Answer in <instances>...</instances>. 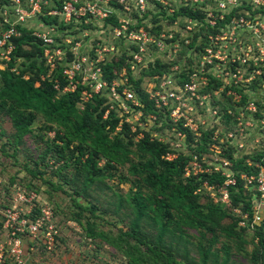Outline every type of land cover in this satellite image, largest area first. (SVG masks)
Here are the masks:
<instances>
[{"label": "built area", "instance_id": "2783aa9c", "mask_svg": "<svg viewBox=\"0 0 264 264\" xmlns=\"http://www.w3.org/2000/svg\"><path fill=\"white\" fill-rule=\"evenodd\" d=\"M182 1L183 5L191 10H200L203 14L195 18L185 15V25L177 31L159 27L158 21L155 25L145 24L147 17L157 18L160 13L164 16L172 15L174 18L173 0H0V67H6L11 61L16 46L14 39L20 37L22 29L26 28L40 42L43 60L48 67L47 75L56 69L57 64L64 65L62 75L67 84L61 91H74L77 85H82L83 101H88L94 94L107 92L112 101L110 107L118 105L125 115V120L132 124L131 115L140 117L143 116V111L139 108L140 100L129 88L127 68L123 67L119 76L108 83L102 77L101 65L108 62L117 49L122 48L119 47L120 41L124 42V48L129 51L132 71L150 61L149 51H171L167 55L166 63L172 64L169 69L175 72L173 76L167 78L168 72L161 76L153 75L148 77L149 80L162 79L163 82L160 85L146 86L148 98L154 107L167 114L173 123L171 131L175 138L170 146L178 150L183 146L185 138L177 124L180 122L197 140L201 135V126H205V121L200 115L203 102L208 96L221 91L237 101L241 94L232 87H237L239 81L249 83L256 77L264 79V65H261L264 63V0H249V4H245L243 0ZM45 17L54 21L48 23L44 20ZM34 19H38L39 24L27 27L26 24ZM170 21L177 23L176 20ZM88 24H96L100 35L91 43L89 51L80 52L82 40L70 38L67 31ZM237 29L248 30L254 33V36L258 35L259 43L252 45L244 42L246 46L244 53L237 54L234 51L233 54L232 51L230 55H226L225 49L229 46L233 45L231 49L236 50ZM183 31L187 32L184 36ZM192 45L198 55V65L179 70L171 53H176L183 46ZM66 47L72 53L71 59L67 58ZM221 63L229 64L231 72H225L226 75H223ZM244 64L251 66L249 74L241 73L240 68ZM189 68L191 71H188ZM12 70L17 69L12 67ZM181 71H186V80L181 79ZM228 74H231L230 77ZM211 79L220 82L218 88L205 90ZM54 87L59 90L57 84ZM246 109L251 113L257 112V106L253 101L247 103ZM214 112L217 113L216 110ZM148 117L157 119L153 113ZM140 126L141 124H138V127ZM131 127L133 130L137 128ZM234 131L235 129H232L225 133V138L233 141ZM141 137L143 133L138 132L136 139ZM213 140H218L216 131ZM218 141L222 142L221 139ZM218 147L219 145L213 141L211 148L208 149L209 153L213 152L215 156L212 166H199L198 155L194 154L185 166V175L188 176L196 167L199 168L194 174L209 170L219 172L224 176V181L218 194L213 186H208L207 183L204 186L210 193L215 194V202L229 204L228 187L237 183V177L232 169L228 172L227 169L232 163L222 156ZM176 156L175 151L165 154L166 159H173ZM261 160L264 161V155ZM255 168L256 171L251 173H239V178L244 181L245 188L252 186L259 193L254 205V219L259 221L261 217L257 212V206L264 204V163L259 162ZM37 199L38 194L35 191L18 189L13 191L10 205L0 210V219L6 231L0 235V264H34L35 256L39 257L42 254L41 246L46 251H51L56 245L57 230L52 224L51 208L38 205V215L29 219L21 207L28 204L34 209Z\"/></svg>", "mask_w": 264, "mask_h": 264}, {"label": "trees", "instance_id": "16d2710c", "mask_svg": "<svg viewBox=\"0 0 264 264\" xmlns=\"http://www.w3.org/2000/svg\"><path fill=\"white\" fill-rule=\"evenodd\" d=\"M184 9L188 17H201L203 14L200 10L193 11L188 7ZM180 10L183 11V9ZM44 20L48 23L54 21L48 17ZM14 42L16 46L11 61L6 67H0V111L11 120L15 130L14 141L16 143L22 141L23 137L32 130L39 115L44 120V124L41 125L42 131L53 130L54 133L52 139L46 141L48 150H55L60 157L66 158L64 167H74L76 175L80 176V189L75 192H84L97 181L112 179L117 166L127 162L131 164L133 172L140 176L138 180L141 184L148 189L143 191L138 185L135 190L131 189L125 196L134 214L129 230L120 231L117 235L110 231H97L94 229L95 224L88 220L86 230L90 238L92 237L91 240H96L97 237V242L100 241L103 244L107 242L115 246L125 256L127 264H172L171 254L164 252L161 245L164 237L169 233L172 236L177 234L183 237L187 230L195 228L196 234H209L210 244L207 247L199 245L203 258L207 259L209 254L218 255L217 250L211 249L212 241L215 242L224 235L240 242L242 232L251 225L255 227L254 237L258 240L253 260L255 262L259 260L260 264H264V221L261 227L254 219L255 199L258 198L259 193L252 186L245 188L244 181L239 178V173H251L256 171V168L248 166L242 158L236 159L229 153L226 155L228 148L223 150L222 156L232 163L230 169L237 177V183L228 187L229 204L215 202L213 198L206 204H201L200 201L205 183L213 186L218 194L224 181V176L219 172L185 175V166L194 154L198 155V161H200L199 150L203 149L209 153L210 143L204 148L202 141L209 133L215 132L214 127L201 126V135L195 140L194 134L182 127L179 122L177 128L183 132L185 138V146L182 147H187V150L191 152H184L182 147L178 150L174 149L168 142L153 138L148 131L140 127L133 130L118 105L115 104L114 108L110 107L112 101L107 92L94 94L88 101H83L81 92L84 86L82 85H77L74 91H61L67 84L62 75L64 65L57 64L56 69L47 75L48 67L43 60V49L40 42L30 34V30L23 28L22 35L15 38ZM119 44L122 48L117 49L112 58L101 65L102 77L110 83L119 76L123 67L127 68L129 88L140 100L139 108L145 115L153 113L157 117H163L172 127L173 123L167 114L154 107L153 102L148 99L146 87L141 84L146 76L156 74L161 76L167 72L170 63L156 58L141 66L138 72L132 71L129 51L124 48V42L120 41ZM80 52L84 51L80 50ZM66 55L68 59H71L72 53L68 47H66ZM17 57L25 61L14 71L12 67H15L14 62ZM174 62L177 61L174 60ZM189 70L191 71V68ZM181 79H187L186 71H181ZM56 84L59 90L54 87ZM219 84L218 80L211 79L205 90H214ZM232 88L241 94V99L245 102L247 95L237 87ZM249 101L256 104V114H261L264 106L255 99ZM220 110V108L217 109L219 114ZM235 128L236 126L228 127L229 130ZM138 132H142L143 137L136 139ZM169 151L177 152V156L166 159L165 154ZM131 154L136 156V160L130 157ZM263 155L264 151L258 153V156L263 157ZM101 159L105 160L103 166L99 165ZM260 162L264 163L263 160ZM51 163H55V160L51 159ZM60 165L58 164L55 169L57 170ZM40 166V163H36L34 170L27 168L25 170L34 175L37 174L40 178L45 172V168L41 169ZM0 188L6 190L5 199L0 196V208H5L10 205L13 189L5 185L4 187L1 185ZM72 202L82 207L77 199H72ZM39 203L38 196L34 210L38 211ZM50 208L52 209L51 206ZM235 209H238L241 214L238 219L243 223L247 222L239 230H236L237 220L229 223L224 221ZM88 210L94 216L96 206L91 204ZM143 218L150 219L156 225L157 233L153 238L148 239L146 235H142L140 221ZM231 248L230 243H223L220 246L225 263L229 259Z\"/></svg>", "mask_w": 264, "mask_h": 264}, {"label": "rangeland", "instance_id": "374dc122", "mask_svg": "<svg viewBox=\"0 0 264 264\" xmlns=\"http://www.w3.org/2000/svg\"><path fill=\"white\" fill-rule=\"evenodd\" d=\"M243 2L245 4L250 3L249 0H243ZM173 3L174 18L171 17L172 15L164 16L163 13H160L157 18L155 16L153 18L147 17L148 20L145 24L155 25V22L158 21L159 27L180 31L185 25L184 8L188 6L183 5L184 2L182 0H173ZM250 6L252 7L251 4ZM180 9H183V11ZM170 20H176L177 23H171ZM38 24V19H34L26 25L27 27H35ZM67 34L70 38L82 40V46H80L79 50L85 52L89 51L91 43L100 35L96 24L79 25L78 29H69ZM186 34V31L182 32V36ZM235 37L237 38L236 50H232L233 45L229 46L230 44H228V49H225L226 55H230L232 51L233 54L234 51L237 54L244 53L246 47L244 42L252 45L259 43V36H254V33L248 30L237 29ZM183 48L187 50H178L176 53H171L172 59L174 58L178 62H175V64H178V69L181 70L189 66L194 67L196 64L198 65V55L193 45L189 48L186 46L181 47V49ZM170 52L149 51L148 58L150 61L160 58L162 61L168 62L167 55ZM24 61L25 59L17 57L14 62L15 67H20ZM62 63L64 64L65 60ZM223 63H221L220 67L224 70L222 71L223 75H226L227 72H231L230 65ZM261 65H264V63H261ZM169 68L171 67H168L167 78H171L173 73H175ZM139 69L140 67L136 72ZM240 71L242 74H249L251 66L248 67V65L244 64L240 68ZM228 75L230 77L231 74ZM148 77L152 76H146L141 81V84L146 89H148L146 85H160L163 82L162 79L149 80ZM237 89L247 95L245 102L241 98L237 102L221 91L213 95L211 94L204 100L200 117L205 121L207 128L214 127L218 134V140L221 139L222 142L213 140L214 133H209L204 137L202 143L204 148L210 143L209 148H211L212 142L215 141L219 145L220 148H218L221 152L225 148H228L225 154L229 153L236 159L242 158L248 166L251 165L255 168L262 158V156H258V153L264 151V109L262 108L261 114L251 113L246 109V105L249 100L255 99L260 105L264 106V79L256 77L249 83L239 81ZM219 108L221 109L220 114L218 112L215 114L214 111H217ZM148 116L145 114L140 117L131 115L130 119L133 121L131 126L138 127V124H141L140 128L148 131L153 138H159L171 145L175 136H173V131H171L170 122L163 117H157V115V119ZM42 124H44V120L38 115L32 130L23 137L21 142L16 143L14 141L15 130L11 120L9 116L0 111V186H10L13 189L12 191H17L18 189L26 191L36 190L40 200L39 205L52 207V224L57 230L56 245L51 251H46L41 246L42 254L39 257L38 255L35 256L34 264H127L125 256L115 246L109 245L107 242L104 244L100 241L97 242V237L95 238L96 240H91L92 237L90 238L86 230L87 221H92L95 224L94 229L97 231H110L115 235L119 234L120 231L129 230L134 214L125 196L131 189L135 190L138 185L143 191H148V189L144 184H141L138 180L140 176L133 172L131 164L127 162L117 166L112 179L97 181L89 186L86 191L75 192V190L80 189V176L76 175L74 167H64V160L66 158L60 157L55 150H48L46 141L52 139L54 133L53 130L42 131ZM234 126H236L234 131L235 136L234 140L230 142L224 135L229 131L228 127ZM181 149L186 153L191 152L187 150V147H182ZM199 152H201L199 166H212L211 163L214 162L213 157H215L213 152L208 153V151L203 149L199 150ZM255 154L256 156H253ZM130 157L136 160L134 154H131ZM51 159H54L55 163H51ZM104 161V159H101L99 165L103 166ZM36 163H40L41 169L45 168L43 177L39 178L37 174L34 175L25 170V168L34 170ZM58 164L61 165L56 170L55 167ZM198 168L193 169L189 175H195L194 171ZM227 170L231 172L230 168ZM208 172H211V170ZM56 185L59 186L57 187ZM202 190L204 193L201 195V204H206L211 198H216L215 194L210 193L206 187L203 186ZM5 192L4 188H0L2 199L6 197ZM72 199H77L82 207L74 205ZM91 204L96 206L94 216L88 210ZM21 207L27 213L26 215L29 219H33L38 215V211L31 208L28 204L21 205ZM0 209L2 210L3 208ZM257 212L261 220L256 224L261 226L264 221V204L257 206ZM239 215H241L240 211L235 209L224 221L229 223L237 220L236 230H239L240 227L247 224V222L243 223L238 219ZM247 227L240 236V242L236 239H229L224 235L219 237V240L212 241L211 249L217 250L218 255L209 254L207 259L203 258L199 245L207 247L211 239L208 236L209 234H196L197 229L195 228L187 230L183 237L177 234L172 236L169 233L164 237L161 245L164 248V252L171 254L172 264H260L259 260H256V262L253 260L254 249L258 241L254 237L255 227L251 225ZM140 230L142 235H146L148 239L153 238L157 233L154 222L146 218L140 221ZM5 232L0 219V235ZM131 241L134 242L132 239ZM223 243H230L232 247L226 263L223 261L224 259L220 252V246Z\"/></svg>", "mask_w": 264, "mask_h": 264}]
</instances>
